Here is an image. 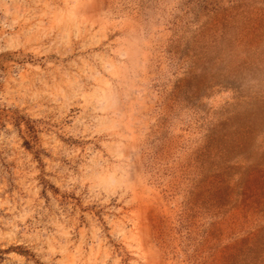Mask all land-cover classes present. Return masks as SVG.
Here are the masks:
<instances>
[{"label": "rangeland", "instance_id": "obj_1", "mask_svg": "<svg viewBox=\"0 0 264 264\" xmlns=\"http://www.w3.org/2000/svg\"><path fill=\"white\" fill-rule=\"evenodd\" d=\"M0 264H264V0H0Z\"/></svg>", "mask_w": 264, "mask_h": 264}]
</instances>
